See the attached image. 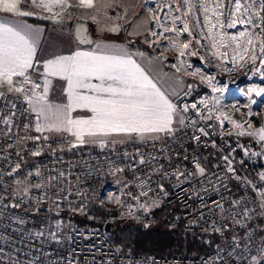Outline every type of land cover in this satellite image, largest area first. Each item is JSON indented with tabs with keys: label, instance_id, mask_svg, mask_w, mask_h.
Masks as SVG:
<instances>
[{
	"label": "built area",
	"instance_id": "1",
	"mask_svg": "<svg viewBox=\"0 0 264 264\" xmlns=\"http://www.w3.org/2000/svg\"><path fill=\"white\" fill-rule=\"evenodd\" d=\"M263 7V0H240L237 12L231 4L246 34L242 55L225 36L211 52L193 33L188 36V17L181 19L178 9L173 24L175 7L166 8L169 28L184 40L168 38V44H188L183 50L194 54L182 71L155 49L185 77L173 101L181 128L162 138L90 148L81 136L42 131L30 105L45 95L42 79L26 77L13 92H0V264H264ZM118 176L132 182L146 208H178L185 245L191 235L223 236L222 243L201 256L121 252L106 223H79L104 204ZM137 212L139 220L147 218L146 210Z\"/></svg>",
	"mask_w": 264,
	"mask_h": 264
},
{
	"label": "crops",
	"instance_id": "2",
	"mask_svg": "<svg viewBox=\"0 0 264 264\" xmlns=\"http://www.w3.org/2000/svg\"><path fill=\"white\" fill-rule=\"evenodd\" d=\"M138 2L139 0H130L134 7L138 6ZM45 4L50 5L51 10L44 7ZM93 4L92 8L87 9H96L99 12L107 8V0H93ZM20 7L22 11L28 12L29 15H19L15 12L0 10V27L11 29L10 32L0 31V92H13L17 82L26 77L42 79L46 91L45 95L40 98H32L30 105L32 111L39 118L43 131L46 130V123H49L45 122V119L59 120L64 117L67 124H69V121L93 120L97 114L94 112L90 115L85 113L84 110H91L92 107L96 106L95 102L99 100L118 101L121 99L119 96H112L108 91L107 94L99 92L103 91V87L106 86L107 89L112 88V80L108 79L106 74L93 72L84 76H76L71 72H63L52 75L46 67L51 62L68 60L77 57V53H79L80 57L77 59L82 63L89 62V58L92 57L101 58L97 62H127L134 60L137 62V64L134 63L136 66L148 70L150 57L158 63L160 61L147 49H133L125 38L98 36V39L94 38L92 46H81L74 38V31L69 32L74 30V22L70 23L62 19L54 20L55 17L60 19V16L66 10L71 11L72 8L82 7L79 0H63L60 5H56L54 0H20ZM105 25L100 23L98 29L106 30ZM29 49L31 52L30 67L21 68L11 62L12 57L17 54L22 53L27 58ZM160 62L183 78V91L185 77L167 63ZM13 70L15 74H12ZM21 71L23 75L19 74ZM101 76L103 78H100ZM9 78L11 83H9ZM81 84L85 86H80ZM60 87H75V89H60ZM78 97H86L87 99H78ZM174 99H172V104ZM74 110H77L75 115L72 112ZM70 124L62 133L69 135L79 133L81 137L89 140L90 143L87 146L90 148H101L100 143L102 141H107V145H103L102 148H114L123 144H118L119 141L117 140L111 142L106 140L118 132L104 134L100 130L92 128L89 124L88 126ZM90 131H95L96 134L89 135ZM111 143L115 145H110Z\"/></svg>",
	"mask_w": 264,
	"mask_h": 264
},
{
	"label": "rangeland",
	"instance_id": "3",
	"mask_svg": "<svg viewBox=\"0 0 264 264\" xmlns=\"http://www.w3.org/2000/svg\"><path fill=\"white\" fill-rule=\"evenodd\" d=\"M222 3L220 4L219 8H217L218 10L215 12L212 7V0H204L203 5L200 4V0H139L138 6L136 7H134L133 4L130 3V0H107V8L103 9L104 11L97 12L96 9L88 10L87 8L83 7H80L78 9L72 8L73 10L71 11L64 10L65 12H62L63 15L60 16V19L55 17L54 20L58 21L62 19L63 21H67L70 23H75V21L78 19L85 20L90 24V31L92 32V35L95 39L103 36H107V38L126 37L129 39H133L134 43L131 44L133 49H147L154 56H156V42L159 41L160 43V41H162L160 43L163 44L161 46L162 48L159 47L160 49L158 51L160 52L159 55L161 56L167 53L176 54L173 46L171 44H168V38L169 40H172V36L179 34L172 27L169 28V20L171 18H169V14L166 13V8L175 7L172 9L174 13V17L172 18L173 24H178L176 22V16H178L179 9L181 19L184 16L188 17V19L190 20V34L188 35L189 37L191 33H193V37L197 39L199 43H205V46L208 47L209 50L213 53V44L217 43V41L223 36L229 37L231 41H233L240 47L239 50H235L236 54L242 55L240 51H242L243 49H248V45H245V31L240 27V25L243 24L241 14L239 13L238 15V13L228 10L227 0H223ZM231 4L232 7H235L236 11L238 12L240 0H231ZM183 10L188 12V14L186 15ZM232 21L236 23L233 26L229 27ZM100 23L106 24L105 26L107 27V29L104 31L99 30L98 25ZM213 24H217V26L215 25V27H213ZM221 25H223V27H221ZM155 26H160L161 31L155 32ZM125 30H127L126 34ZM72 31L73 30H70L69 32ZM255 32L256 31L253 30V33ZM154 33H157L155 37L153 36ZM181 41L184 40H177L176 42ZM191 41V47L195 49L197 42L196 40H190V42ZM187 53H191V50L188 49ZM188 57L189 55L183 56L185 60L188 59ZM130 61L137 64V62L134 60ZM160 61H162L161 57ZM160 61L158 63L150 57V64L147 67L148 70H144L140 66H137L157 86V88L164 94L168 101L172 103V99H174L182 92L183 78L178 74H175L174 71L166 68L165 64H162ZM241 61L242 57L238 59L237 63L241 64ZM256 70H260V63L257 64ZM262 71H264V67L262 68ZM123 87H125V85L121 84L119 81L112 80V88ZM242 87L245 90L249 89V82L246 81L245 83H243ZM61 88H67L68 90L75 89V87H60V89ZM106 89L107 86L103 87V91L99 92L102 94H107V91H105ZM72 112L75 115L77 113V110H74ZM84 112L90 115L94 113L89 109L84 110ZM44 121L49 123H46V130L44 129L45 131H42L50 136L62 135V132H65V130L67 129V125H71L70 123H65L64 117L60 118L59 120L45 119ZM181 125V116L175 109V111L172 113V123L169 125L171 131L165 130L157 132H145L142 134L118 132L115 135L108 137V139L106 140H109L110 142L113 140H117L119 141L118 144H127L137 141H143L150 138H162L168 136L171 132L180 128ZM82 126H88V124H83ZM85 140L88 144L90 143L88 139ZM103 145H107V141H102L100 143L101 148L103 147ZM110 145L115 144L111 143ZM105 197L106 198L104 204L98 209L117 211L119 213L118 218H116L115 221L110 222H114L118 228L126 225L144 226L145 224H150L157 229H166V227L161 223L155 222L153 212L157 207L167 204H158L157 206H154L150 209L146 208L144 202L134 194L132 190V182L128 178L118 176L113 181H111L109 184L108 193H105ZM140 209L146 210L147 218L145 220H139L137 218V211H139ZM220 237L222 239L224 238L223 236ZM222 239L216 245L221 244Z\"/></svg>",
	"mask_w": 264,
	"mask_h": 264
},
{
	"label": "snow or ice",
	"instance_id": "4",
	"mask_svg": "<svg viewBox=\"0 0 264 264\" xmlns=\"http://www.w3.org/2000/svg\"><path fill=\"white\" fill-rule=\"evenodd\" d=\"M56 5L63 3V0H54ZM80 5L85 8H92L94 6L93 0H79ZM44 7L51 10V6L45 4ZM0 10L5 12H15L19 15H29L28 12L22 11L20 7V0H0ZM232 25H229L231 27ZM215 27V25H213ZM223 27V25H221ZM0 31L10 32L11 29L0 27ZM251 43V40L248 41ZM173 48L178 53L179 57L191 55L194 53H186L183 49L188 48V44L173 45ZM264 51V48L261 49ZM247 51V49H246ZM77 57L68 60H57L48 64L46 67L52 75H57L63 72H71L76 76H84L89 73H102L108 76V79L119 81L125 85L123 88L109 87L108 91L112 96H119L122 99L115 100H99L96 101V106L91 108L92 112L97 115L90 121H69V123L89 124L92 128L100 130L102 133L108 132H126V133H145L157 131H171L169 125L172 123V113L175 107L164 94L157 88V86L146 76L138 66L132 61L115 62V61H100L101 58H89V62L82 63ZM31 52L28 51L27 58L23 54H17L12 57L11 62L18 67H30ZM255 61L256 57H251ZM183 63V61H181ZM15 74L14 70L13 73ZM23 75L21 71L19 73ZM100 78H103L102 76ZM9 83L11 80L9 78ZM85 86V85H80ZM20 89H17L19 91ZM78 99H87L86 97H78ZM191 107L195 108L193 104ZM225 119H230L225 117ZM233 124L236 122L230 121ZM237 128L242 125L236 124ZM40 129L37 128V131ZM59 130V129H57ZM80 139L79 133H74ZM95 131H90L89 135H95ZM243 134V133H241ZM260 139L264 140V127L259 129ZM248 135H255V133H248ZM203 169L200 172L203 173Z\"/></svg>",
	"mask_w": 264,
	"mask_h": 264
},
{
	"label": "trees",
	"instance_id": "5",
	"mask_svg": "<svg viewBox=\"0 0 264 264\" xmlns=\"http://www.w3.org/2000/svg\"><path fill=\"white\" fill-rule=\"evenodd\" d=\"M118 216L117 211L93 209L85 216V219L79 220V223L103 226L107 222L115 221ZM153 216L155 222L161 223L166 229H157L150 224L144 226L126 225L119 227L114 234H111L121 252L178 256L186 251L188 254L201 256L214 249L222 239L217 235H191L185 245L179 220V210L175 205H161L154 210Z\"/></svg>",
	"mask_w": 264,
	"mask_h": 264
},
{
	"label": "water",
	"instance_id": "6",
	"mask_svg": "<svg viewBox=\"0 0 264 264\" xmlns=\"http://www.w3.org/2000/svg\"><path fill=\"white\" fill-rule=\"evenodd\" d=\"M74 38L77 40V42L83 46V47H89L92 46L94 43V37L92 35V32L90 31V27L87 21L78 19L74 23ZM127 30H125V34ZM126 41L128 44H133L134 40L126 38ZM170 61L171 59H167ZM56 215L60 216V213H56ZM105 230L109 232L110 234H114L118 227L114 222H107L105 224Z\"/></svg>",
	"mask_w": 264,
	"mask_h": 264
},
{
	"label": "bare ground",
	"instance_id": "7",
	"mask_svg": "<svg viewBox=\"0 0 264 264\" xmlns=\"http://www.w3.org/2000/svg\"><path fill=\"white\" fill-rule=\"evenodd\" d=\"M206 1V0H205ZM222 1L223 0H212V2H213V9H214V11L216 12L218 9L217 8H219V6H220V4L222 3ZM228 1V10H230V11H232V9H231V0H227ZM200 4H204V0H200ZM223 4V3H222ZM212 5V4H211ZM207 14V13H206ZM217 14V13H216ZM220 18V17H219ZM236 21V20H235ZM215 22V21H214ZM234 23L235 22H231L230 23V25H234ZM214 25V24H213ZM216 26H217V24H215ZM213 28V27H212ZM215 29H217V28H215ZM214 31V30H213ZM172 38V40H171V42L173 43L174 41H177L178 40V38H179V35L177 36V35H175V36H172L171 37ZM157 44H156V49H157V51H159V45H158V43H159V41H157L156 42ZM165 58H172L173 60H175L176 61V66L179 68V69H181L182 71H185V70H187L188 68L186 67V63H185V59L183 58V57H179V55H178V53L176 52V54H174V53H167V54H164L163 55ZM181 61H183V63H181ZM234 98H237V97H234ZM250 102L246 99L245 100V105L246 104H249Z\"/></svg>",
	"mask_w": 264,
	"mask_h": 264
},
{
	"label": "flooded vegetation",
	"instance_id": "8",
	"mask_svg": "<svg viewBox=\"0 0 264 264\" xmlns=\"http://www.w3.org/2000/svg\"><path fill=\"white\" fill-rule=\"evenodd\" d=\"M127 32V31H126ZM125 39H126V37H125ZM157 57V56H156ZM158 58V57H157ZM158 59H160V58H158Z\"/></svg>",
	"mask_w": 264,
	"mask_h": 264
}]
</instances>
